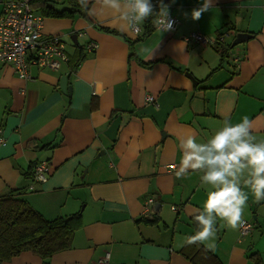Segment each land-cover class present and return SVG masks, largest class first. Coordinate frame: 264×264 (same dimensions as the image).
I'll return each instance as SVG.
<instances>
[{
    "label": "crops",
    "instance_id": "obj_1",
    "mask_svg": "<svg viewBox=\"0 0 264 264\" xmlns=\"http://www.w3.org/2000/svg\"><path fill=\"white\" fill-rule=\"evenodd\" d=\"M202 3L164 0L178 29L155 25L144 34L147 18L136 34L120 11L88 0L87 14L44 17L45 32L60 35L70 55L83 47L76 71L65 62L59 69L31 66V78H24L0 65V194L19 191L47 219L82 213L70 248L48 261L23 251L0 264H97L106 254L110 264H208L184 253L193 255L186 238L197 230L194 212L210 186L191 169L176 177L180 141L194 134L206 142L225 120L244 117L256 142L264 141V0H213L199 20L191 19ZM195 31L229 36L217 46L187 42L184 35ZM239 33L250 37L232 46ZM89 42L97 48L88 51ZM64 75L67 91L60 86ZM42 160L51 172L39 182L34 165ZM241 187L249 232L242 235V221L234 229L218 219L214 240L201 244L223 264H264V200ZM156 215L158 222L145 221Z\"/></svg>",
    "mask_w": 264,
    "mask_h": 264
},
{
    "label": "clouds",
    "instance_id": "obj_2",
    "mask_svg": "<svg viewBox=\"0 0 264 264\" xmlns=\"http://www.w3.org/2000/svg\"><path fill=\"white\" fill-rule=\"evenodd\" d=\"M79 3L87 7L88 0H79ZM104 3L120 11L121 19L133 26L141 24L154 12L157 14L154 24L161 31L172 30L175 23L170 18L169 6L163 0H158V12L151 0H104ZM212 6L213 0H203L199 7L191 10V19L199 20ZM180 148L183 155L176 177L186 176L191 169L202 173V184L210 186L206 188L202 209L194 212L198 227L193 235L186 238L187 244L214 240L218 219L234 229L238 227L248 201L241 182L250 189L257 202L264 200V141L256 142L252 123L247 117L236 124L225 120L206 142L198 143L196 136L189 134L181 139Z\"/></svg>",
    "mask_w": 264,
    "mask_h": 264
},
{
    "label": "trees",
    "instance_id": "obj_3",
    "mask_svg": "<svg viewBox=\"0 0 264 264\" xmlns=\"http://www.w3.org/2000/svg\"><path fill=\"white\" fill-rule=\"evenodd\" d=\"M61 4L63 7L60 9L58 5L61 6ZM32 5L44 17L74 18L77 15L87 14V7H82L79 0H32ZM155 10L159 11L157 8ZM156 16L157 14L154 12L153 16L148 18L144 34L154 28ZM229 49L230 47L225 45L220 48L222 58L228 56ZM85 57L86 53L83 51V47L77 45L67 62L71 72L76 71ZM69 97L71 100V96ZM46 145L51 146V144ZM18 195L19 191L15 189L0 194V262L9 260L23 251L37 253L48 261L55 253L70 248L76 230L82 225L81 211L47 219ZM145 221L158 222L159 216L156 215L151 219H145ZM188 247L193 255L188 251L184 253L193 261L195 254H198L204 256V260L208 264L210 262L223 264L213 251L208 250L201 243L188 244ZM255 258L260 262V258Z\"/></svg>",
    "mask_w": 264,
    "mask_h": 264
},
{
    "label": "built area",
    "instance_id": "obj_4",
    "mask_svg": "<svg viewBox=\"0 0 264 264\" xmlns=\"http://www.w3.org/2000/svg\"><path fill=\"white\" fill-rule=\"evenodd\" d=\"M154 8H159L158 0H151ZM164 3V0H163ZM170 18L175 21L172 30L176 31L180 20L170 12ZM131 28L134 33L140 34L142 27L139 25ZM228 32L219 33L216 38L195 31L184 35V39L189 43H202L221 45L226 44ZM98 46L95 42L87 44V50L93 51ZM69 60L68 52L62 37L58 34L47 33L44 30V16L34 9L32 0H4L2 12L0 14V65H10L15 72L24 78H31V66L41 68L59 69L63 62ZM147 100L155 102L153 96H148ZM3 139V138H2ZM169 165V170L175 168ZM50 165L48 161L42 160L35 165L34 177L37 181H46L50 175ZM153 197L146 200V211H150ZM177 210V206L172 207ZM251 229V224L246 220L241 223V233L245 235ZM110 257L106 254L100 258L97 264H110Z\"/></svg>",
    "mask_w": 264,
    "mask_h": 264
},
{
    "label": "water",
    "instance_id": "obj_5",
    "mask_svg": "<svg viewBox=\"0 0 264 264\" xmlns=\"http://www.w3.org/2000/svg\"><path fill=\"white\" fill-rule=\"evenodd\" d=\"M166 1H169V0H166ZM248 37H250V34L248 33L237 34L236 39L232 43V46H235L236 44L243 42ZM74 40L76 41V38ZM60 86L62 87L64 91H67V89H70V87L68 88L67 77L65 75L61 77Z\"/></svg>",
    "mask_w": 264,
    "mask_h": 264
},
{
    "label": "rangeland",
    "instance_id": "obj_6",
    "mask_svg": "<svg viewBox=\"0 0 264 264\" xmlns=\"http://www.w3.org/2000/svg\"><path fill=\"white\" fill-rule=\"evenodd\" d=\"M58 7L59 8H61V6L60 5H58ZM63 40V39H62ZM66 41H67V43L69 42V41H71V38H69V37H67V39H65ZM66 46V45H65ZM67 51V50H66ZM68 55L70 56V54L68 53ZM68 62V61H67Z\"/></svg>",
    "mask_w": 264,
    "mask_h": 264
}]
</instances>
